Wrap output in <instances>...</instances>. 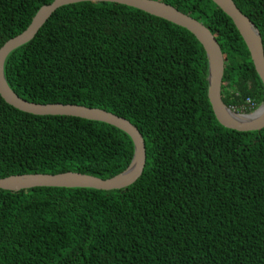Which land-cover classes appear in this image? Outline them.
I'll return each instance as SVG.
<instances>
[{
  "label": "trees",
  "instance_id": "trees-1",
  "mask_svg": "<svg viewBox=\"0 0 264 264\" xmlns=\"http://www.w3.org/2000/svg\"><path fill=\"white\" fill-rule=\"evenodd\" d=\"M52 1L0 0V47ZM154 1L210 31L224 59L222 102L255 111L264 88L231 19L211 0ZM232 2L264 52V0ZM3 73L27 102L126 119L143 138L145 164L121 190H0V264H264V128L219 125L205 52L190 32L118 4L64 6L8 55ZM132 155L128 135L110 125L26 114L0 97V179L74 172L105 180Z\"/></svg>",
  "mask_w": 264,
  "mask_h": 264
},
{
  "label": "water",
  "instance_id": "water-1",
  "mask_svg": "<svg viewBox=\"0 0 264 264\" xmlns=\"http://www.w3.org/2000/svg\"><path fill=\"white\" fill-rule=\"evenodd\" d=\"M228 16L242 38L254 70L264 88V52L260 34L253 23L243 15L232 0H211ZM113 3L145 12L161 18L190 32L202 46L207 59V99L212 113L220 126L237 131H260L264 128V101L252 113H238L227 107L221 100V83L224 72V59L221 49L210 33L200 22L179 12L175 8L154 0H53L42 6L32 18L28 27L19 35L9 39L0 47V97L10 107L34 116H66L110 125L130 138L133 155L124 171L109 179L74 172L56 175L28 174L9 176L0 179V190L19 192L32 188H86L100 191L121 190L131 186L141 176L145 164L144 141L136 129L126 119L109 112L70 104H35L19 98L7 85L3 66L8 55L34 39L39 29L59 8L78 3Z\"/></svg>",
  "mask_w": 264,
  "mask_h": 264
},
{
  "label": "built area",
  "instance_id": "built-area-1",
  "mask_svg": "<svg viewBox=\"0 0 264 264\" xmlns=\"http://www.w3.org/2000/svg\"><path fill=\"white\" fill-rule=\"evenodd\" d=\"M247 103L252 106V104L250 102H247Z\"/></svg>",
  "mask_w": 264,
  "mask_h": 264
}]
</instances>
